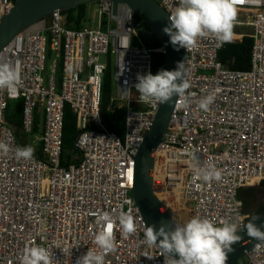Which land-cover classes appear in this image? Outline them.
I'll list each match as a JSON object with an SVG mask.
<instances>
[{
  "label": "built area",
  "instance_id": "1",
  "mask_svg": "<svg viewBox=\"0 0 264 264\" xmlns=\"http://www.w3.org/2000/svg\"><path fill=\"white\" fill-rule=\"evenodd\" d=\"M156 1L169 15L179 4ZM235 3L248 21L235 20L239 30L231 42L243 40L242 27L252 28L251 69L240 72L224 65L219 58L224 44L218 47L213 36L200 38L195 48L186 50L190 103L185 107L183 98L178 99L154 155V195L178 224L199 216L216 224L228 220L246 225L248 215L239 192L264 182V0ZM13 4L0 0V20ZM95 6V26L69 29L63 12L56 11L16 36L0 54V62L20 73L11 96L0 91V142L9 148L7 154L0 153V264H22L24 251L31 246L48 248L54 264H76L88 250L98 251L93 242L100 230L97 215L109 213L117 220L121 212L136 218L138 229L124 238L118 220L113 224L116 250L105 255V264H164L161 249L143 242L146 222L132 194L136 156L160 106L138 103L134 85L138 73L153 74L154 54L164 50L142 42L136 14L128 7L114 13L109 1ZM114 59L113 112L124 109L123 135L110 131L102 110L103 79ZM213 92L210 110L202 111L199 100ZM21 99L27 135L33 134L36 110L42 108L41 158L15 156L21 146L7 114L9 103ZM67 106L77 119L75 146L81 159L63 166ZM208 163L223 170L221 181L196 178L193 165ZM243 259L245 264H264V240Z\"/></svg>",
  "mask_w": 264,
  "mask_h": 264
},
{
  "label": "clouds",
  "instance_id": "2",
  "mask_svg": "<svg viewBox=\"0 0 264 264\" xmlns=\"http://www.w3.org/2000/svg\"><path fill=\"white\" fill-rule=\"evenodd\" d=\"M238 9L235 0H179L175 11L168 16L169 23L163 32L170 38L175 50L184 48L187 51L197 46L200 38L215 37L217 46L230 43ZM20 81L18 69L8 62H0V91L7 90L9 95L16 90ZM134 88L139 93L138 103L155 106L157 103L167 104L173 96L183 98L184 106L190 103V82L186 78L185 61L177 62L175 70H160L153 75L137 74ZM215 101V93H209L199 100V108L209 111ZM35 149L31 146L18 147L15 151L17 159H31ZM8 146L0 142V153L7 154ZM196 178L205 183L219 182L223 170L214 164L204 166L193 165ZM253 222L246 225L224 220L219 224L208 218L195 216L181 224L170 227L166 223L144 226V243L149 247L158 246L164 253V264H226L229 253L234 251L233 245L240 242L238 234L246 228L250 238L264 240L262 231ZM124 238L135 234L138 222L131 214L121 212L117 218ZM109 213L97 215L96 224L100 230L94 237L98 251L88 250L77 259L76 264H105V255L116 250V239L113 224L117 222ZM152 259V257H147ZM53 253L43 246H31L25 249L22 264H54Z\"/></svg>",
  "mask_w": 264,
  "mask_h": 264
},
{
  "label": "water",
  "instance_id": "3",
  "mask_svg": "<svg viewBox=\"0 0 264 264\" xmlns=\"http://www.w3.org/2000/svg\"><path fill=\"white\" fill-rule=\"evenodd\" d=\"M102 1L111 2L114 13H117L121 6L131 9L148 26L164 50L167 70H175L177 62L183 60L187 75L186 49L181 48L177 51L169 42V36L163 32V28L169 23V14L156 0H17L12 9L0 20V54L16 36L39 25L56 11L67 12L83 5H95ZM178 99V96H173L171 102L160 104L157 115L146 131L144 142L136 156L133 198L147 225H156L157 228L162 222L170 227H174L172 221L178 224L169 212L162 213V207L154 195L155 189L152 183L154 155L169 128ZM254 222L264 231V212ZM238 234L242 239L233 245L234 251L229 253L226 264H236L262 241L250 238L246 228Z\"/></svg>",
  "mask_w": 264,
  "mask_h": 264
},
{
  "label": "trees",
  "instance_id": "4",
  "mask_svg": "<svg viewBox=\"0 0 264 264\" xmlns=\"http://www.w3.org/2000/svg\"><path fill=\"white\" fill-rule=\"evenodd\" d=\"M14 3L17 0H11ZM89 5H83L76 9L63 12V15L67 19V27L72 30H81L87 23H89L86 9ZM137 25L144 24L140 17L136 15ZM150 30V29H149ZM151 32V31H150ZM152 33V32H151ZM153 34V33H152ZM154 36V34H153ZM143 42V41H142ZM144 43V42H143ZM135 45L138 44V40L135 39ZM146 46L158 49L160 44L156 37L150 43H144ZM254 40L250 34L245 33V37L241 42L237 43H225L223 49L220 51V61L229 67L231 70L247 72L252 67V49ZM167 70L166 59L164 54L155 53L153 58V75L157 74L160 70ZM62 68L59 69V80L61 79ZM115 92V80L113 67L110 64L103 79V103L102 110L105 115L106 121L109 123V129L119 135H123L124 129L122 127V114L123 111L118 113L113 112L114 109V93ZM23 110L24 101L17 100L9 103L7 120L11 128L13 129L16 139L21 147L30 146L33 137L41 135L43 133L44 117L42 108L38 107L35 113L34 119V131L32 135H27L23 131ZM79 135L77 128V119L69 106L65 110L64 120V143L63 154L61 157L62 165L68 166L73 163L79 162L81 159V153L75 146L76 139ZM35 155L39 158L42 157V152H37ZM264 186V182L260 184ZM239 197L243 201L244 211L248 215L247 223L253 222V217L256 219L264 212V201L262 203L257 202V191L255 188L241 189ZM255 219V220H256ZM236 264H241V260Z\"/></svg>",
  "mask_w": 264,
  "mask_h": 264
},
{
  "label": "rangeland",
  "instance_id": "5",
  "mask_svg": "<svg viewBox=\"0 0 264 264\" xmlns=\"http://www.w3.org/2000/svg\"><path fill=\"white\" fill-rule=\"evenodd\" d=\"M86 12H87V15H88V19H89V25H92V26H95L96 25V20L98 18V15H96V6L95 5H89L88 8L86 9ZM236 21H239V22H247L248 21V16L246 14H242V13H238L237 14V18H236ZM239 29L234 27L233 29V32H236L238 31ZM241 31L244 32V33H248V34H252V28L250 26H246V27H242L241 28ZM137 32L139 34V38L144 42V43H150L154 40V36L153 34L150 32L148 26L145 24H140L138 25V28H137ZM101 61L103 63H107L106 61V58L105 57H102L101 58ZM49 64V62H48ZM113 67V71H114V68H115V59L112 60V62L110 63ZM116 93V87H115V92ZM118 112H121V111H124L123 108H118L117 110ZM122 118H123V114L121 115ZM38 143L39 141L36 140L35 143L32 142V144L30 145L31 147H33L35 149L34 153H36L38 151ZM38 146V147H37ZM255 190L257 191V202L258 203H262L264 201V186H258V187H255ZM165 212V209H162V213ZM241 264H245V261L244 259L241 260Z\"/></svg>",
  "mask_w": 264,
  "mask_h": 264
},
{
  "label": "crops",
  "instance_id": "6",
  "mask_svg": "<svg viewBox=\"0 0 264 264\" xmlns=\"http://www.w3.org/2000/svg\"><path fill=\"white\" fill-rule=\"evenodd\" d=\"M43 134V133H42ZM42 134L41 135H37V136H35V137H33V140H32V142L33 143H35L36 142V140H38L39 141V143H38V151L37 152H41V137H42ZM32 144V143H31ZM36 152V153H37ZM35 154V153H34Z\"/></svg>",
  "mask_w": 264,
  "mask_h": 264
}]
</instances>
